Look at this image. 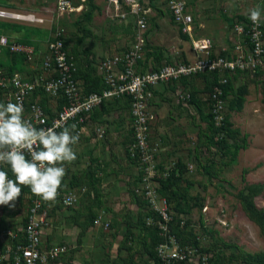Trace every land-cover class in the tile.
I'll return each instance as SVG.
<instances>
[{"label": "rangeland", "instance_id": "rangeland-1", "mask_svg": "<svg viewBox=\"0 0 264 264\" xmlns=\"http://www.w3.org/2000/svg\"><path fill=\"white\" fill-rule=\"evenodd\" d=\"M70 1L75 7L80 8L78 12L61 14L56 10L53 0H0V8L32 13L43 21L41 24L33 25L14 23L9 25V29H3V33L13 41L28 38L43 53L52 35L59 29L66 40L67 49L77 57L84 70L88 67L95 70L98 59L119 53L134 41L136 34L133 19L130 17L125 21L112 19L106 10L107 3L104 0ZM214 1L220 3V0H213L212 4V9L218 11L202 14L198 19L199 22L204 20V15L208 17V21L204 23L206 27L203 30L199 28L202 34H198V37L212 38L215 47H218L220 37L225 38L226 43L230 42L228 39L233 23L240 17L235 10L231 11L225 4L223 5L225 0L220 3L221 5ZM141 4L147 11L145 56L147 57L149 53L161 54L160 59L153 58L154 65L150 60V65L158 67L195 60L190 39L185 38L174 24L167 6L160 0H144ZM248 16L249 13L246 14V17ZM262 24L264 26V20ZM213 33L216 34L211 35ZM215 47L213 48L215 52L212 50L213 54L224 53ZM83 58L88 60L81 61ZM1 60L7 62V58L2 57ZM231 80L235 89L245 86L248 92L245 98L247 107L241 112L231 110L227 104L226 114L232 127L239 131L238 138L240 141L244 139L247 145L246 150L239 151L236 161L230 163V155L210 146L205 136L207 125L202 121L199 110L204 115L207 113L205 105L210 79L207 81L203 77L194 76L182 83H169V89L173 94L170 93V98H164L159 102L157 108L159 127L154 131L152 141L160 143L159 168L170 163H174L177 170L178 164L183 166L184 174L180 185L195 202L191 213L182 216L183 222L189 223L187 229L194 232L201 246H208L220 238L229 245L226 249L220 248L221 251L226 253L225 255L233 253L238 257L240 252H264V236L246 217L236 199V194L246 184L264 183V73L257 76L235 75ZM176 92L191 95L196 104H191L192 101L189 99L185 101L179 99ZM126 115L122 114L120 119L122 122L119 123L115 115L109 113L97 123L89 125L93 130L102 127L105 131L103 138L96 142V148L99 147V158H94L93 161L101 159L106 166L105 171L114 172L118 180L114 184L98 186L94 175L97 168L101 169L99 168L101 163L97 162L87 167L82 155L74 161V169L71 170L74 174L69 188L77 195L78 201L62 214L66 215V218L70 217L71 227L79 232L77 234L79 243L83 237L89 240L87 246L90 248L87 253L89 251L95 253L89 264H121L122 249L129 255L126 259L127 264L132 261L134 254L146 256L144 246L137 244L142 237L136 226L138 210L130 212L125 206L129 201L134 204L133 199L129 198L132 197V190L136 184V167L125 156L128 141L125 136L130 130ZM94 137L96 138L95 135ZM78 144L80 147L84 144L82 137ZM165 147L170 151L164 153ZM189 166L192 167L191 171ZM123 176L126 179L122 178ZM24 189L26 186H22V194L9 216L11 226L5 224V227L12 228V231L22 227L29 207L26 196L28 193ZM57 204L62 206L61 203ZM255 204L259 208H264V193L255 199ZM80 209L82 211H77ZM93 214L96 217L101 215L102 219L109 223V228L105 230L90 223L88 219ZM131 220L134 221L133 227L136 230H131L130 224L126 227L122 224V221ZM89 229L90 233L94 232L95 235L89 236ZM76 248L71 249L72 254ZM102 254L107 257L104 259ZM206 254L209 257L212 255L210 252ZM78 261L81 264L82 261ZM138 264H147V260Z\"/></svg>", "mask_w": 264, "mask_h": 264}, {"label": "built area", "instance_id": "built-area-1", "mask_svg": "<svg viewBox=\"0 0 264 264\" xmlns=\"http://www.w3.org/2000/svg\"><path fill=\"white\" fill-rule=\"evenodd\" d=\"M104 1L112 19H133L136 34L134 41L126 49L98 60L96 73L106 85L104 90L83 95L82 86L75 78V58L65 48L61 30L56 29L43 53L32 45L0 35V59L6 58L5 52L9 54V60L13 55L21 56L29 69L27 72H30L12 71L0 66V103H15L19 99L25 110V118L37 128H49L57 121H63L68 126L74 125L77 128L75 134L80 137L84 127L90 124L93 111L100 108L103 102L122 97L130 98V128L133 141L128 153L136 167V184L133 191L146 203L150 212L146 225L155 226L163 239L156 248L159 264H208V254L191 246L181 248L171 231L173 212L159 190L160 182L168 179L173 172L178 173V170L174 163L159 168L160 143L152 141L151 134L157 118L150 110V102L158 85L178 82L182 78L199 73H217L219 80L207 95V105L214 126L222 127L227 117V102L223 97V87L228 80L225 74L231 76L239 71L255 76L257 73H264L262 21L253 24L250 19H236L232 32L237 40L227 56L222 57L212 53L211 39L194 37V21L186 0H160L166 2L174 24L190 39L195 60L166 64L156 71L147 70L141 73L139 70L142 68L141 62L144 61L146 49L147 11L138 0ZM53 2L61 14L80 10L70 0ZM0 21L24 24L43 22L35 14L3 8H0ZM176 95L183 101L190 98L189 94L183 95L180 92H176ZM41 96L48 99L46 108L40 104ZM104 133L102 127H96L97 138L102 139ZM8 169L7 166L0 167V170ZM191 169L189 166L190 171ZM28 199L30 205L20 231L21 235L1 227L3 212L0 206V264H52L68 252L66 245H42L43 229L47 226L46 207L52 202L43 201L31 190ZM77 200L75 193H63L60 189L55 202L71 208ZM181 224L183 225V222ZM93 225L105 230L109 228V223L105 222L101 215L95 218Z\"/></svg>", "mask_w": 264, "mask_h": 264}, {"label": "trees", "instance_id": "trees-1", "mask_svg": "<svg viewBox=\"0 0 264 264\" xmlns=\"http://www.w3.org/2000/svg\"><path fill=\"white\" fill-rule=\"evenodd\" d=\"M95 0H90V2H93ZM140 3H143L144 0H138ZM150 1V0H148ZM164 5H166V2L160 1ZM96 8V7H95ZM11 24L0 22V35H4V30L9 29ZM263 33H264V26H263ZM185 38H188L186 35L182 34ZM51 40V39H50ZM64 46L67 49L66 40L64 39ZM16 42L23 43L26 45H32L36 47L35 44H32V42L27 39H21L16 40ZM71 52V51H70ZM229 52V51H228ZM228 52L221 53L220 56L225 57L227 56ZM72 54V53H71ZM7 62H3L0 59V66L9 68L12 71H20L24 73H30L26 72L25 64L23 63L24 58L21 56L13 55L10 57V60L8 59V53L5 52ZM76 61V67L77 71L75 74V78L80 82L82 89H83V95H88L93 92H101L106 88V85L104 84L103 79L97 75L96 69L94 70L92 67H88L86 70L83 69V66H81L80 63H78L77 57L72 54ZM151 57L150 59H147ZM161 54L160 52L158 54L155 53H149L147 57H144V61L141 62L142 68L139 70V72L143 73L147 70L156 71L162 66H156L154 67V62L152 61L153 58L160 59ZM150 60L153 62V65H150ZM170 65V64H167ZM246 75L248 73L246 72H235V74H232L231 76L225 74V77H227V84L223 87V97L225 101L228 104V107L231 110H234L235 112H241L243 110L246 96H247V89L245 86H240L237 89L234 88L233 82L231 80L232 76L235 75ZM261 73H257L259 75ZM263 74V73H262ZM194 76L203 77L207 81L210 79V82L208 81L209 85V91H211L213 85H215L219 80V75L217 73H199L190 77H185L180 79V81H185L188 78H192ZM174 83V82H173ZM48 99L44 96H41L40 104L46 108ZM189 101H192L191 104H196L193 99H191V95L189 98ZM130 106H131V100L128 97H122L119 99H111L107 100L102 103L100 108L95 109L91 115L90 118V124L91 123H97V121H100L103 117L106 116V114L112 113L114 111L124 113L127 118L128 122L131 124V116H130ZM206 112L205 115L199 110V113L201 115V119L203 122L206 123V132L207 135H205L208 138L209 145L212 147L217 148L220 152H226L230 155V163L236 161V158L238 156V153L240 150H246L247 145L244 143V139L240 141L238 138L239 131L237 129H234L232 127V124L230 122V119L227 115L225 118L224 125L222 127H215L211 115L208 111V105L206 103L205 105ZM77 130V128H74V133ZM133 132L130 128L129 132L126 134L125 139L128 141L126 142L125 147V156L127 160L133 164L134 162L131 160L128 148L130 144L133 141ZM241 143V144H240ZM101 165V164H100ZM99 165V168L95 171V175L98 173V171L104 170L102 166ZM178 173L173 172L171 176L166 179L162 180L160 182L161 187L159 190L160 195L164 196L168 201L169 209L173 212V220L170 224L171 231L177 238L179 246L186 247L191 246L198 248L203 253H212L210 257L208 258V264H227L229 262H235L237 264H264V252H256V253H249V252H240L239 256L233 255V253H229V255H225L224 252L221 251L220 248L226 249L229 247L228 244H226L222 239L218 238L216 239L212 244L208 246H201L199 240L197 239L194 232L191 230H188L189 223L187 221L182 220V216H188L191 213L192 207L195 206V202H193L194 198L188 194L187 190L184 189L180 185V181L182 179V176L184 174V169L181 164H178ZM8 175L11 179H15L13 176L11 169L9 168L7 170ZM206 173L209 174V171L206 170ZM94 175V177H95ZM97 180V179H96ZM135 186V185H134ZM27 193H29L30 188L26 186V189H24ZM133 191V190H132ZM264 193V183L257 184H246L237 194L236 199L238 200L244 214L246 217L253 222L260 230L261 234L264 236V208H259L255 204V199L262 195ZM134 204L138 208L137 218L138 221L136 223V226L140 230V234L142 237L138 240L137 244H142L144 246L145 253L147 255V264H159V260L156 255V248L159 244L163 242V239L159 236L158 230L155 226H147L146 225V218L150 216V212L148 211L146 203L138 197L134 191L132 192V197ZM30 205V201H29ZM29 208V207H28ZM201 208V206H200ZM95 215H90L88 221L93 224V221L95 220ZM183 222V225L181 224ZM25 223V220H24ZM203 225V223H201ZM134 264V262H130Z\"/></svg>", "mask_w": 264, "mask_h": 264}, {"label": "clouds", "instance_id": "clouds-1", "mask_svg": "<svg viewBox=\"0 0 264 264\" xmlns=\"http://www.w3.org/2000/svg\"><path fill=\"white\" fill-rule=\"evenodd\" d=\"M253 24L264 20V10L259 6L249 10ZM19 99L15 103H0V206L14 209L22 194V186L46 202H55L63 187L66 165L77 159L74 146L79 134L74 125L57 121L52 127L37 128L25 118ZM59 129V131H58ZM30 157V158H29Z\"/></svg>", "mask_w": 264, "mask_h": 264}, {"label": "crops", "instance_id": "crops-1", "mask_svg": "<svg viewBox=\"0 0 264 264\" xmlns=\"http://www.w3.org/2000/svg\"><path fill=\"white\" fill-rule=\"evenodd\" d=\"M222 1H224V0H220V3H222ZM186 2H187L189 13L192 15V17L194 16L193 21L195 19V21L193 23L194 37L195 38H209V37H198V34H202V31L200 29L203 30L206 27V24H204V23L206 21H208V17L206 16L207 17L206 18L204 15V17H203L204 20L203 21L201 20L199 22H198V19L202 17V14H207L208 12L215 13L218 11V10L212 9V6H213L212 4H214L213 0H186ZM214 2H216V1H214ZM216 3H219V2H216ZM224 4L226 5V7H228L229 10H231V11L235 10L236 13L239 14L238 16L240 18H238V20H240V21H244V20L249 19V16L246 17V14L249 13V10L252 8L259 6L262 10H264V0H225V2H223V5ZM4 22L8 23V24H14V23L6 22V21H4ZM16 24H24V23H16ZM29 25H33V24H29ZM214 34H216V33H213L211 35H214ZM217 34H219V33L217 32ZM220 35H222V34L220 33ZM228 36H229V34H228ZM220 38H221V40L218 43V47H215L216 46L215 42H213L212 38H209L212 41V50L215 47V48L221 49V52H228L231 50V48L234 47L233 41L235 42L237 40V38L235 37V35L232 31L230 33V38L228 39V40H230V42H232V44L229 41H227V43H226L225 38H222V37H220ZM105 56H107V55H105ZM84 58L81 59V61L88 60V58L87 59H84ZM102 58H100V59H102ZM100 59H98V60H100ZM182 82L183 81H178V82H174V83L177 84V83H182ZM171 84H173V83H171ZM171 86H173V85H171ZM169 88H170L169 84H161V85H158L153 91V98L150 102V110L156 115L157 119H156L154 125L152 126V130H151L152 137L155 136L154 131L156 129H158V127H159L157 125L159 122L158 116H157L158 115L157 108L159 107V102L163 101L164 98H170V95H169L170 93L173 94ZM171 97H172V95H171ZM246 107H247V103L244 104L243 109H245ZM112 114L115 115V117L117 118V122H119V123L122 122L120 119H121L123 113L114 111V112H112ZM89 125L90 124H88L87 126L84 127V129L82 130V133L80 135V138L82 137L84 144L81 147L79 146V144L74 146L75 151H76V155H77V159L82 155L81 157L85 158V160H86L85 165L87 167L90 166V164L95 165L97 162L101 163L100 166H102L104 168V170H103V172L99 170L98 173L95 175V178L97 179V185L98 186L103 187V186H106L107 184H110V183L114 184L115 181L118 180V178L116 177V174L114 172L109 173L108 170H107L108 172H106L105 171L106 166H105L104 162L101 161V159H98V160L95 159V161H93L94 158H99V155H100L99 154V147L96 148V142L99 141L98 140L99 138L94 137V135L96 136V134H95L96 128L93 130ZM170 125L171 124H169V126ZM168 151H170L168 149V147L163 148L164 153L168 152ZM159 160L161 161L160 156H159ZM73 163L65 166L66 167V176L64 177L63 187L61 188V191L63 193L72 192L70 190L69 186L72 185V180H73V174L74 173L71 171L74 169ZM122 178H125V176H123ZM86 189L88 190V187H86ZM26 196L28 197V194ZM129 199H131V198H129ZM62 206L57 204V202H54V203L52 202L49 205H47L46 211L48 210L47 213L49 214V225L43 229L42 239H41L42 245L46 246V247H50L53 245H66L68 247V252L64 256L60 257L57 261H54L52 264H80L78 260L82 261L81 264H89V260H93V256H95L94 251H89L87 253L88 249L90 248V246H87V244H89V240H86L83 237L81 239L80 243L78 242L77 234L79 232L77 231L76 228L71 227L72 224H71L70 217L68 216V218H66V215L62 214L63 211H65V210L67 211V209H68V208H66L64 206L62 207ZM125 206L127 207V210H129L130 212H135L138 210L137 206L135 204H133L131 201H129V203H127ZM1 208H2V212H3L2 218H1V227L4 229H8L7 227H5V224H8L9 226H11L10 225L11 220L9 219V216L12 214L13 209H9L7 206H1ZM79 208L80 207H78V209ZM77 211H82V209L77 210ZM122 222H123L122 224L124 227H126L128 224H130L129 227L131 228V230L135 229V227H133L134 221L131 220V221H122ZM23 225H24V220L22 222V227H23ZM67 225H70V226H67ZM22 227L19 229L17 228L14 232H18L20 234ZM72 228H74L76 230H74V229L72 230ZM9 229L11 230L12 228H9ZM90 230L91 229L88 230V235L89 236L95 235L94 232L90 233ZM113 238H114V236H113ZM75 247H77L76 251L74 252V254H72L71 249H74ZM134 248H135V246H134ZM121 252H122L120 254L121 260L123 261L121 264H127L126 259H128L129 255L127 254V251L125 249H122ZM105 254H102L104 259L107 257V255H105ZM132 256H134L133 259H131L132 262H134V264L142 263V262L147 260V255L146 256L145 255L140 256L138 254H134ZM129 264H132V263H129Z\"/></svg>", "mask_w": 264, "mask_h": 264}]
</instances>
